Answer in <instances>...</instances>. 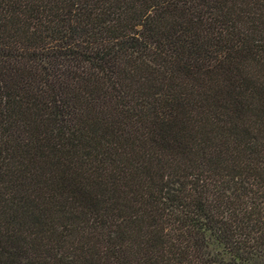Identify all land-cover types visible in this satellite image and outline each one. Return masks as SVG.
Wrapping results in <instances>:
<instances>
[{"label":"trees","instance_id":"obj_1","mask_svg":"<svg viewBox=\"0 0 264 264\" xmlns=\"http://www.w3.org/2000/svg\"><path fill=\"white\" fill-rule=\"evenodd\" d=\"M0 264H264V0H0Z\"/></svg>","mask_w":264,"mask_h":264}]
</instances>
